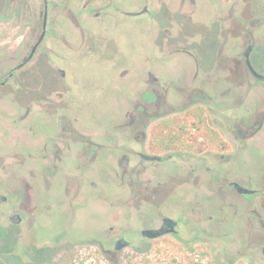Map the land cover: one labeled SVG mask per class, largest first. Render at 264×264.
Returning a JSON list of instances; mask_svg holds the SVG:
<instances>
[{
    "label": "flooded vegetation",
    "instance_id": "flooded-vegetation-1",
    "mask_svg": "<svg viewBox=\"0 0 264 264\" xmlns=\"http://www.w3.org/2000/svg\"><path fill=\"white\" fill-rule=\"evenodd\" d=\"M132 31L149 43L135 87L106 126L81 123L77 105L98 80L72 68L94 62L128 78L134 68L117 56ZM192 211L210 225L195 234L228 221L238 252L264 264V0H0L8 242L59 217V229L90 230L86 242L108 247L167 235L190 245ZM94 213L120 226L92 224ZM165 224L173 231L150 236Z\"/></svg>",
    "mask_w": 264,
    "mask_h": 264
},
{
    "label": "rangeland",
    "instance_id": "rangeland-1",
    "mask_svg": "<svg viewBox=\"0 0 264 264\" xmlns=\"http://www.w3.org/2000/svg\"><path fill=\"white\" fill-rule=\"evenodd\" d=\"M202 32L205 36L211 35L208 30H202ZM141 37L132 31L128 37L122 39L121 45L123 48L125 47L124 53L117 57L120 62L127 63L134 68L128 78L121 80L116 69L107 65V70L104 71L101 64L94 62L80 61L82 63L78 62L75 69L72 68L76 71L80 82H90L87 77L95 76L98 80L93 95L77 105L76 112L81 123H91L92 126L102 127L106 126L108 121L110 123V117L115 118L118 115L122 101L126 96L123 94L124 90H127V87L128 90L135 87L141 66L145 65L144 59L149 49V43L148 39ZM70 78L72 80L74 77ZM55 90L60 89L55 88ZM34 105L42 106L38 102H35ZM157 201L163 204L162 209H164V204L170 203H166L163 198ZM192 204L194 203L192 202ZM210 204L211 212L215 213L218 205L217 200L212 199ZM148 212L146 210L145 214ZM194 213L192 211L191 220L189 218L188 223L182 226L184 237L196 235L190 245L181 242L178 237L167 235L149 243L125 246L119 250L113 246L86 242L88 239L84 238L91 231H78L76 225L64 232L63 228L59 229L63 225L59 222V217H48L46 218L48 228L45 229L44 234L40 232L37 237L24 235L18 239L17 244H13L11 241L10 244L7 235L0 233V264H250L238 252L234 242L231 243L234 228L228 221H222L216 227L222 233L198 232L195 234L196 230L201 228L206 230V227L209 228L210 225L206 220L200 221V215ZM92 217L94 218L92 224L95 222L107 223V228L111 224L118 227L121 223L115 220L103 221L102 217L96 213ZM229 233L231 236H226Z\"/></svg>",
    "mask_w": 264,
    "mask_h": 264
},
{
    "label": "water",
    "instance_id": "water-1",
    "mask_svg": "<svg viewBox=\"0 0 264 264\" xmlns=\"http://www.w3.org/2000/svg\"><path fill=\"white\" fill-rule=\"evenodd\" d=\"M173 229H174V227L171 226L170 224H165L164 227H163V229H160V230L155 231V232H152L151 231L152 233H150V236L157 237V236H159V235H161L163 233L172 232ZM125 244L126 243H125L124 240H119L118 243L116 244V247L115 248L117 250L122 249L125 246Z\"/></svg>",
    "mask_w": 264,
    "mask_h": 264
}]
</instances>
